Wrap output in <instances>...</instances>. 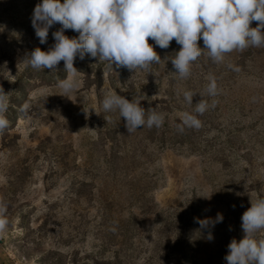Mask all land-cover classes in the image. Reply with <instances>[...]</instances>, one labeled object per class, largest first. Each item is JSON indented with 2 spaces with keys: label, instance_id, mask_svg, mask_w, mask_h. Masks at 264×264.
<instances>
[{
  "label": "rangeland",
  "instance_id": "374dc122",
  "mask_svg": "<svg viewBox=\"0 0 264 264\" xmlns=\"http://www.w3.org/2000/svg\"><path fill=\"white\" fill-rule=\"evenodd\" d=\"M41 2L0 0V90L10 121L0 133L8 221L0 264H227L228 245L244 238L243 213L264 198V47L233 51L221 64L205 51L186 79L171 63L181 47L175 39L161 49L149 38L162 61L151 73L77 56L79 87L66 97L57 86L68 75L63 61L55 72L27 64L61 27L40 43L31 18ZM197 44L205 49L202 38ZM210 74L216 97L205 92ZM189 90L197 93L192 105L183 96ZM110 93L156 108L163 126L129 133L118 111L102 108ZM200 99L218 103L183 137L175 122ZM218 213L221 222L201 227Z\"/></svg>",
  "mask_w": 264,
  "mask_h": 264
},
{
  "label": "clouds",
  "instance_id": "9594fccd",
  "mask_svg": "<svg viewBox=\"0 0 264 264\" xmlns=\"http://www.w3.org/2000/svg\"><path fill=\"white\" fill-rule=\"evenodd\" d=\"M31 20L41 44L47 42L49 29L54 24L61 25L52 33L55 43L49 50L35 48L28 56L27 64L36 70L55 72L63 61L68 75L66 79H58L57 86L66 97L79 87L75 78L78 71L74 67L77 56L81 60L86 55L98 58L110 69L115 64L129 71L151 73L152 66L162 61L149 44V38L161 49H167L175 39L181 47L170 58L171 63L176 74L186 79L191 75L193 63L205 51L213 63L221 64L233 51L264 47V32L261 31L264 29V0H63V3L61 0H42L35 6ZM252 21L259 22L258 26L250 27ZM66 30H73L78 36L69 38L65 35ZM201 38L204 50L197 44ZM228 67L239 71L233 64ZM219 91L217 78L210 74L206 94L216 97ZM196 94L189 90L183 96L192 105ZM217 103L215 99L211 103L200 99L195 104L194 114L183 113L178 130L201 128L202 121L198 116L215 108ZM20 107L26 113L29 104L25 102ZM102 108L105 112L118 111L120 118L125 119L129 133L145 126L160 128L165 121L164 114L156 108L146 111L139 98L129 102L116 93L103 98ZM8 109V94L0 90V133L10 124L6 116ZM250 204L241 217L244 238L239 242L233 239L228 245L229 251L224 257L227 264H264V238H256L264 231V198L250 201ZM6 211L7 204L0 200V232L8 224L4 218ZM222 220L223 216L218 213L215 220L198 222L201 227H207ZM208 239H213L211 233Z\"/></svg>",
  "mask_w": 264,
  "mask_h": 264
},
{
  "label": "trees",
  "instance_id": "16d2710c",
  "mask_svg": "<svg viewBox=\"0 0 264 264\" xmlns=\"http://www.w3.org/2000/svg\"><path fill=\"white\" fill-rule=\"evenodd\" d=\"M193 114H194V111H193ZM198 118L202 121V126H204V122L207 121L209 119V115L207 112H205L203 115H199ZM207 123V122H206ZM181 124V121L180 120H177L175 122V130L180 132L178 130V127L177 125ZM190 128L188 127H185L184 131L183 132H180L182 134V136L184 137L186 135V132L189 131ZM186 140V141H185ZM183 142L184 143H188V139H185ZM115 140H112L111 142L114 143ZM0 261L3 262L4 261V254L0 251Z\"/></svg>",
  "mask_w": 264,
  "mask_h": 264
}]
</instances>
